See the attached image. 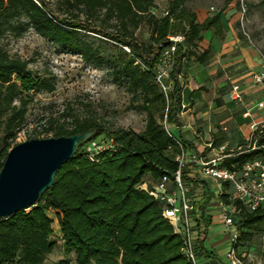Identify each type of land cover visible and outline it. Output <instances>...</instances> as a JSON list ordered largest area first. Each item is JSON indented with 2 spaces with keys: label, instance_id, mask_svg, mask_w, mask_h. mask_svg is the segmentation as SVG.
Wrapping results in <instances>:
<instances>
[{
  "label": "trees",
  "instance_id": "trees-1",
  "mask_svg": "<svg viewBox=\"0 0 264 264\" xmlns=\"http://www.w3.org/2000/svg\"><path fill=\"white\" fill-rule=\"evenodd\" d=\"M156 1L0 0V35L18 38L32 29L94 67L107 65L112 82L137 95L136 107L147 116L140 132L102 124L93 116L49 117L40 131L29 136H71L95 128L91 141L103 135L111 148L79 147L35 205L0 218V264H43L59 241L63 257L55 264H72L71 255L75 264H191L180 234L163 216V203L153 194L161 177L172 178L180 152L177 136L167 132L162 120L177 123L181 107L177 78L184 74L185 63L206 65L213 57L209 46H200L203 33L221 38L224 28L219 12L198 21L197 14L185 6L188 0H165L166 10L158 17L152 12ZM142 22L148 25L147 41L135 36ZM80 30H96L114 43L113 51L93 47L79 36ZM177 35L183 39L172 55L173 85L166 96L156 71L172 43L168 37ZM55 88L54 76L33 75L27 60L11 56L0 45V168L15 145L33 95ZM255 140L253 149L225 159L224 164L239 169L254 158L264 161V129L256 132ZM187 172L184 169V180ZM219 198L230 206L237 232L233 247L241 258L238 248L250 239V230L264 229V206L250 210L241 200H228L226 193ZM48 212L56 214L59 239L53 236ZM196 253H203L198 244Z\"/></svg>",
  "mask_w": 264,
  "mask_h": 264
},
{
  "label": "rangeland",
  "instance_id": "rangeland-1",
  "mask_svg": "<svg viewBox=\"0 0 264 264\" xmlns=\"http://www.w3.org/2000/svg\"><path fill=\"white\" fill-rule=\"evenodd\" d=\"M241 1L245 5L243 14L240 8ZM50 4L52 6V2ZM166 6L165 0H157L152 12L160 17L164 14ZM185 6L197 14L198 21L219 12L224 33L231 34L229 38H232V41L238 40L242 45L253 48L260 57H264V3L261 0H188ZM224 33L221 40L226 36ZM203 34L206 38L209 31ZM79 36L101 51L107 53L113 51L114 43L99 35L96 30H80ZM135 36L141 41L148 40V25L145 22L138 26ZM0 45L11 56L27 60L33 75H52L56 84L55 90L51 93L41 92L33 95L22 129L14 141L15 144L31 139L29 136H32L35 131H40L49 117L69 120L75 115L93 116L102 124L132 129L135 132L143 130L147 116L144 111L136 107L140 98L128 91L125 86H117L113 83L107 65L100 68L94 67L84 62L81 56L65 52L59 45L40 37L32 29H28L18 38L9 34L0 35ZM179 80L183 83L181 78ZM172 85L173 81L170 87ZM182 86L181 84V99H183ZM242 92L244 96L243 88ZM66 115L69 116L66 117ZM167 126L175 135H179L175 123L169 122ZM182 131L184 137L186 129ZM93 141L109 142L103 135ZM87 144L84 150H88ZM194 147L200 152L204 150V145L197 140L194 141ZM209 152V155L214 153V151ZM187 170L190 171V169ZM198 181L197 183L202 185V182ZM198 184H194L191 190V195H194L196 201L200 199L202 193L201 186ZM209 192L213 196L210 198V205L206 211L210 220L205 224L204 221L202 223V228L207 229V237L203 242L204 247H211L216 251V264H229L226 252L230 247L231 233L234 228L225 227L219 222L223 214L216 200L218 191L214 186H210ZM48 215L52 219L53 236L59 239L61 233L56 222V214L48 212ZM196 223V220H191V226H196ZM250 232V239L242 241L238 248L242 263L264 264V229L250 230ZM62 257L63 251L59 241L53 252L47 255L43 264H55ZM71 258L72 264H75L74 255H71ZM202 260L203 256L199 254L197 261L202 263Z\"/></svg>",
  "mask_w": 264,
  "mask_h": 264
},
{
  "label": "built area",
  "instance_id": "built-area-1",
  "mask_svg": "<svg viewBox=\"0 0 264 264\" xmlns=\"http://www.w3.org/2000/svg\"><path fill=\"white\" fill-rule=\"evenodd\" d=\"M240 8L243 14L245 12L243 1L240 2ZM244 34L247 35L245 32ZM168 38L172 43L163 52L161 63L156 71V81L166 96L170 89V83H172L169 76V70L172 67V55L176 43L181 42L183 37L177 35ZM124 49L128 51L126 47ZM250 77L251 82L260 87L262 95L255 102L253 108H247L243 113L244 117L253 119L250 125L251 133L249 137L234 146L222 143L217 147H213L211 143H208L206 149L202 152L177 137L175 141L180 148V152L176 156L178 168L173 173L172 178L165 175L155 185L153 194L157 200L163 203V216L171 222L174 230L180 234L183 241V253L191 264H201L197 261L198 255L196 253L197 224L194 227L191 226V220H196L199 209L197 201L193 197L194 195H191V187L186 184L183 178L184 169H190L191 172L188 171L189 173L199 172L213 179L216 184V190L218 191L216 200L223 214L222 223L225 227L232 226L234 228L231 233L230 247L226 252V259L229 264L243 263L233 247L237 232L229 214L230 206L220 199L219 195L226 193L230 201L241 200L250 210L264 206V161L260 158H254L245 162L239 169L224 164L225 159L237 153L253 149L256 145V132L264 129V57H260L258 68ZM229 95L233 101L242 102L244 100L242 88L238 83L232 84ZM254 109L261 111L262 114L259 117H254ZM163 125L170 135L173 134L167 126L166 118L163 120ZM104 143L88 142L87 151H101L105 148H111V142ZM262 147L264 148V145ZM207 149L214 151V153L209 155L206 152ZM188 172L186 175H188Z\"/></svg>",
  "mask_w": 264,
  "mask_h": 264
},
{
  "label": "crops",
  "instance_id": "crops-1",
  "mask_svg": "<svg viewBox=\"0 0 264 264\" xmlns=\"http://www.w3.org/2000/svg\"><path fill=\"white\" fill-rule=\"evenodd\" d=\"M225 35L221 40L209 31L200 46L211 48L213 57L210 62L200 65L194 61H188L184 65V74L177 78L179 84L181 83L179 78L184 84L181 83L183 99H181L180 111L176 114L177 123L175 124L179 132L176 136L189 146H194V141L197 140L204 145V150L208 143L216 142L214 143L216 147L222 143L234 146L247 139L251 133L250 125L253 119L244 117L243 113L247 108H253L262 95V90L251 82L250 77L258 68L260 56L253 48L242 45L238 40L232 41V38H229L231 34ZM233 83H238L244 90L242 102H236L230 98L229 91ZM218 101L220 103H217ZM261 114V111L254 109V117H259ZM184 129H186V135L183 137ZM206 152L210 154L208 149ZM187 177L185 181L186 184L189 183L188 186L198 184V180L202 182V185L198 184L202 190L200 199L197 201L199 218H195L197 244L202 247L203 252L201 264H216V251L211 247H204L207 229L202 228L203 221L205 224L210 220L206 211L213 194L209 190L210 186L216 188V184L213 179L199 172H188ZM56 222L58 223L57 219ZM219 222L222 223V218Z\"/></svg>",
  "mask_w": 264,
  "mask_h": 264
},
{
  "label": "water",
  "instance_id": "water-1",
  "mask_svg": "<svg viewBox=\"0 0 264 264\" xmlns=\"http://www.w3.org/2000/svg\"><path fill=\"white\" fill-rule=\"evenodd\" d=\"M96 136L95 128L71 136L31 138L12 146L0 168V218L35 205L58 169Z\"/></svg>",
  "mask_w": 264,
  "mask_h": 264
}]
</instances>
